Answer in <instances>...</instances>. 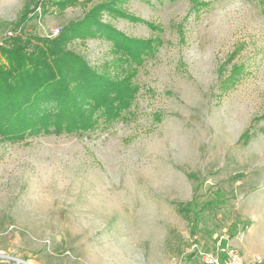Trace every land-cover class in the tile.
<instances>
[{
  "label": "rangeland",
  "instance_id": "374dc122",
  "mask_svg": "<svg viewBox=\"0 0 264 264\" xmlns=\"http://www.w3.org/2000/svg\"><path fill=\"white\" fill-rule=\"evenodd\" d=\"M55 2L0 0V42L95 11L155 51L63 45L135 92L89 131L0 137V264H201L193 245L219 243L264 264V0Z\"/></svg>",
  "mask_w": 264,
  "mask_h": 264
},
{
  "label": "trees",
  "instance_id": "16d2710c",
  "mask_svg": "<svg viewBox=\"0 0 264 264\" xmlns=\"http://www.w3.org/2000/svg\"><path fill=\"white\" fill-rule=\"evenodd\" d=\"M75 0H58L59 8ZM202 5V3H199ZM264 5V4H263ZM104 8L98 9L103 10ZM97 10V11H98ZM105 10L113 12V4ZM26 16H22L17 27ZM105 38L115 49L114 62L137 64L154 54L151 42L129 39L102 23L95 11L54 37L20 36L0 45V137L21 140L34 135L83 133L100 119L111 122L130 106L134 86L91 68L79 55L64 51L73 38Z\"/></svg>",
  "mask_w": 264,
  "mask_h": 264
},
{
  "label": "built area",
  "instance_id": "2783aa9c",
  "mask_svg": "<svg viewBox=\"0 0 264 264\" xmlns=\"http://www.w3.org/2000/svg\"><path fill=\"white\" fill-rule=\"evenodd\" d=\"M42 1L46 2L47 0ZM59 32L60 30L58 29H52L47 37H54L58 35ZM12 36V32L7 33V38ZM2 44L3 43L0 42V45ZM192 251L196 254L201 264H263L260 256L246 258L236 248L229 244H226L225 247H221L219 243L214 250H205L198 244H194Z\"/></svg>",
  "mask_w": 264,
  "mask_h": 264
},
{
  "label": "bare ground",
  "instance_id": "6f19581e",
  "mask_svg": "<svg viewBox=\"0 0 264 264\" xmlns=\"http://www.w3.org/2000/svg\"><path fill=\"white\" fill-rule=\"evenodd\" d=\"M31 264V263H30Z\"/></svg>",
  "mask_w": 264,
  "mask_h": 264
}]
</instances>
